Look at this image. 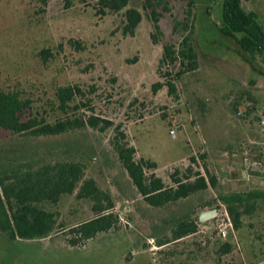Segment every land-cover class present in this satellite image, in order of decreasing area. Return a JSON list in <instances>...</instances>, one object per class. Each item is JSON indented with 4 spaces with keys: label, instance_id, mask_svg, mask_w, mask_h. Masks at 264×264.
Wrapping results in <instances>:
<instances>
[{
    "label": "rangeland",
    "instance_id": "374dc122",
    "mask_svg": "<svg viewBox=\"0 0 264 264\" xmlns=\"http://www.w3.org/2000/svg\"><path fill=\"white\" fill-rule=\"evenodd\" d=\"M44 1L0 0V91L31 99L27 116L51 123L94 116L113 126L38 140L0 130V151L33 152L41 144L49 146L43 152L49 161L84 163L85 179L94 178L110 194L109 213L118 222L83 240L71 229L96 217L93 205L67 196L57 209L49 206L59 212L51 237L11 244L0 236V264H264V201L243 215L240 231L217 202L222 194L264 190V64H248L236 42L220 33L222 0H193L188 23L185 2L156 7V40L149 10H141L142 21L130 34L126 9L112 12L101 0ZM142 2L131 5L141 8ZM243 7L264 27V0ZM186 38L197 53L195 65L186 59L183 65L162 63L164 47L178 49ZM67 86L80 94L65 114L56 95ZM116 128L136 149V160L156 164L146 172L166 187L207 178L206 172L217 187L163 208L149 206L113 149ZM50 148L58 155H49ZM212 211L213 218L201 221ZM185 214H192L196 233L159 247L157 240L171 239L174 219ZM224 225L223 238L218 230ZM225 244L231 245L228 254Z\"/></svg>",
    "mask_w": 264,
    "mask_h": 264
},
{
    "label": "trees",
    "instance_id": "16d2710c",
    "mask_svg": "<svg viewBox=\"0 0 264 264\" xmlns=\"http://www.w3.org/2000/svg\"><path fill=\"white\" fill-rule=\"evenodd\" d=\"M131 1L101 0L100 3L112 12L118 13L126 9L125 31L130 34H134L142 21L141 10H149L156 22L154 27L157 34L153 35L156 40L161 33L156 7L168 9L170 0H143L141 8L132 6ZM181 1L187 6L184 21L188 23L194 1ZM249 1L251 0H222V26L219 31L224 37L236 42L248 64H254L257 59L264 64V27L260 24L256 12L247 11L243 7V4ZM187 25L185 24V27H188ZM44 53L49 54L47 51ZM184 59L188 60L190 65L197 62V53L188 38L180 43L178 49L172 45L164 47L162 63L183 65ZM172 87L174 86L171 85ZM79 94L80 90L76 86L59 88L56 96L60 110L67 114ZM31 108V99L23 97L19 91H0V130L13 136L38 140L64 136L87 127L105 132L113 126L106 121H101L100 124V120L94 116L87 120L66 117L51 123L40 116H27ZM119 129H115V136L111 141L113 149L132 185L149 206L163 208L217 187V178L208 172L207 178L199 174L201 177L194 182L183 183L175 180L176 188L166 187L162 179L146 172L156 169V164L144 159L136 160V149L125 142L126 137L119 133ZM36 148L33 152L24 151L20 154L0 151V236L11 244L51 237L58 225L59 212L49 209V206L57 209L62 199L75 194L76 200L88 201L93 205L96 217L72 228V233L88 240L112 229L118 222V216L109 213L113 208V200L94 178L85 179V164L63 158H53L49 161L43 153L49 150V146L40 144ZM54 150L55 148H50L47 153L58 155L52 153ZM62 153L68 154L66 149ZM259 200L264 201V190L226 193L217 198L218 203L227 207L235 231L242 228L243 215H252L255 212ZM241 208H244V211H241ZM191 215L185 214L174 219L171 239L157 238L158 246L163 247L196 233L197 224ZM230 248V244H225L222 252L228 254Z\"/></svg>",
    "mask_w": 264,
    "mask_h": 264
},
{
    "label": "built area",
    "instance_id": "2783aa9c",
    "mask_svg": "<svg viewBox=\"0 0 264 264\" xmlns=\"http://www.w3.org/2000/svg\"><path fill=\"white\" fill-rule=\"evenodd\" d=\"M172 135H174L175 136V131H172ZM226 217H227V225H229V226H232L231 225V221H230V219H229V217H228V215H227V213H226ZM227 225H224V226H221L220 228H219V230H218V233H219V236H221V237H227V231H226V229H227Z\"/></svg>",
    "mask_w": 264,
    "mask_h": 264
},
{
    "label": "water",
    "instance_id": "95a60500",
    "mask_svg": "<svg viewBox=\"0 0 264 264\" xmlns=\"http://www.w3.org/2000/svg\"><path fill=\"white\" fill-rule=\"evenodd\" d=\"M216 214V211H212V212H208V213H204L201 215V220H205V219H209V218H213V216Z\"/></svg>",
    "mask_w": 264,
    "mask_h": 264
},
{
    "label": "crops",
    "instance_id": "0c3cea01",
    "mask_svg": "<svg viewBox=\"0 0 264 264\" xmlns=\"http://www.w3.org/2000/svg\"><path fill=\"white\" fill-rule=\"evenodd\" d=\"M249 177V175H247L246 173L243 174V178H247ZM201 217V216H200ZM201 219V218H200ZM202 221V220H201Z\"/></svg>",
    "mask_w": 264,
    "mask_h": 264
}]
</instances>
